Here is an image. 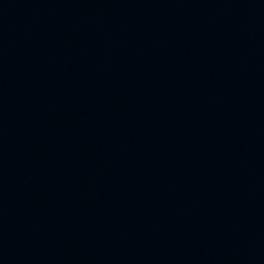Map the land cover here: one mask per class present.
<instances>
[{"label": "water", "instance_id": "obj_1", "mask_svg": "<svg viewBox=\"0 0 264 264\" xmlns=\"http://www.w3.org/2000/svg\"><path fill=\"white\" fill-rule=\"evenodd\" d=\"M0 264H264V0H0Z\"/></svg>", "mask_w": 264, "mask_h": 264}]
</instances>
